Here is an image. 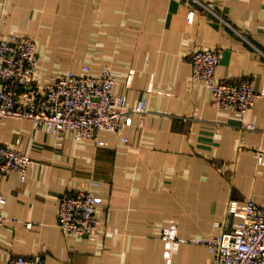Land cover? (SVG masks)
I'll use <instances>...</instances> for the list:
<instances>
[{
  "label": "crops",
  "instance_id": "0c3cea01",
  "mask_svg": "<svg viewBox=\"0 0 264 264\" xmlns=\"http://www.w3.org/2000/svg\"><path fill=\"white\" fill-rule=\"evenodd\" d=\"M13 29L36 39L43 82L109 67L118 73L115 90L148 108L121 131L85 139L0 118L1 141L33 158L25 179L0 175L8 219L0 264L19 254L48 264H214L208 246L193 242L170 262L161 228L177 224L180 237L207 238L221 230L215 222L231 198L264 205V164L254 155L264 148V0H0V31ZM199 46L221 49L218 80L255 83L261 96L246 122L257 129L214 105L193 78L189 54ZM79 191L103 198L101 226L115 236L62 230L61 196Z\"/></svg>",
  "mask_w": 264,
  "mask_h": 264
},
{
  "label": "built area",
  "instance_id": "2783aa9c",
  "mask_svg": "<svg viewBox=\"0 0 264 264\" xmlns=\"http://www.w3.org/2000/svg\"><path fill=\"white\" fill-rule=\"evenodd\" d=\"M189 57L193 78L205 83L213 104L232 109L243 128L257 129L255 122H246L261 96L255 83L250 79L239 83L218 80L216 72L222 57L219 47L199 46ZM134 73L135 69H130L127 86ZM117 82L118 73L111 68L94 71L90 66H84L82 72L69 69L55 81L43 82L36 39L20 30L0 31V118L30 119L57 137L65 131H72L78 139L95 138L101 130L121 131L133 115L143 114L148 107L145 99L134 104L127 94L116 91ZM254 155L258 164H264V148H255ZM32 163L30 154L0 138V175L16 171L25 179ZM6 203L7 197L0 193V233L8 220L3 211ZM102 203L103 198L92 191L63 194L60 227L68 234L93 240L103 234L115 236L117 230H104L101 226ZM105 217L109 221L108 211ZM231 218L237 219L228 228ZM215 226L221 230L207 238L180 237L177 224L161 228L162 238L170 245V262L181 243L193 242L208 246L214 264H264V205L253 198L245 202L231 198L224 219L215 222ZM9 264L48 263L40 254H19L11 256Z\"/></svg>",
  "mask_w": 264,
  "mask_h": 264
}]
</instances>
